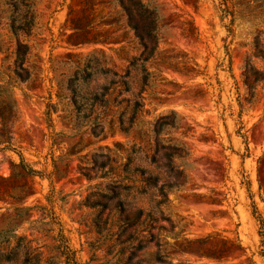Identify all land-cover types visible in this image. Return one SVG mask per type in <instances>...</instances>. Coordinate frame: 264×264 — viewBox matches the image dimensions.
Here are the masks:
<instances>
[{
  "label": "rangeland",
  "instance_id": "rangeland-1",
  "mask_svg": "<svg viewBox=\"0 0 264 264\" xmlns=\"http://www.w3.org/2000/svg\"><path fill=\"white\" fill-rule=\"evenodd\" d=\"M85 1H37L36 26L22 38L31 48L25 65L31 79L13 81L10 89L12 12L0 0V111L19 116L6 126L10 149L0 145V232L12 231L1 249L19 243L24 252L29 244L42 254L41 264H264V85L252 105L239 104L247 94L246 61L264 74V60L253 57L257 37L264 47V0H149L161 17L157 57L148 64L158 81L144 93L150 115L130 138L119 132L95 138L74 126L84 113L71 105L66 78L80 57L102 52L109 67L122 70L140 53L112 0H100L94 10ZM75 25L120 36L122 43H85ZM104 84L93 78L90 89L100 93ZM171 113L179 127L163 129L154 156L155 123ZM132 141L144 142L143 168L160 178L151 194L125 192L133 215L156 208L148 249L136 240L146 224L124 232L120 199L107 191L119 167L113 158ZM170 145H184L189 156L172 165L186 177L183 187L165 189L166 200L158 191L174 182L165 157ZM100 202L108 207H97ZM23 261L20 255L11 264Z\"/></svg>",
  "mask_w": 264,
  "mask_h": 264
},
{
  "label": "trees",
  "instance_id": "trees-1",
  "mask_svg": "<svg viewBox=\"0 0 264 264\" xmlns=\"http://www.w3.org/2000/svg\"><path fill=\"white\" fill-rule=\"evenodd\" d=\"M38 0H4L5 6L9 7L12 16L9 18V28L15 40V55L16 61L14 64L13 77H9L6 83L10 89L13 87V81L26 83L31 79V70L26 67L27 58L31 53L29 44L22 40L23 37L29 38L33 29L36 26V3ZM116 8L120 10V14L124 19L126 27L133 32L136 40L139 42L140 53L127 60V65L122 70L111 68L104 56V53H93L87 57H80L79 63L75 65L70 75L66 78V89L69 93L71 105L83 116L74 118V126L80 130L87 128L89 133L95 138H103L108 135L119 132L127 138H130L139 128V123L150 112L146 110L144 103V93L149 88H153L154 82L158 81L156 72L149 69L148 64L157 57L161 38L159 33L161 30V17L158 12V7L153 6L149 0H112ZM198 1V0H197ZM85 5L91 7L92 10L97 6H102L100 0H86ZM90 26H77L73 30L79 33L86 42L103 43V44H120L122 38L120 36H104L102 32H98ZM109 34V31H107ZM253 57L264 60V47H261L260 38H256L253 43ZM183 71H187L184 69ZM103 77L106 80L102 91L95 93L90 89V83L93 78ZM243 81L247 90L246 97H239L241 109L246 105H252L255 102L256 90L260 85H264V74L256 69L252 60H247L243 70ZM1 88V87H0ZM138 89V90H137ZM244 101V102H243ZM47 115H50V106H48ZM0 120L2 121L0 132V145L7 144V149H10L12 143L6 133L8 123L15 125L19 122V116L13 109H8L4 112L0 111ZM179 122L177 115L171 113L165 117H161L155 123L154 148L156 156L159 153V145L161 143V134L164 128L169 130L177 129ZM131 146L125 152L118 150L117 153H122L113 158V161L119 164L116 170H113L114 177L109 184L117 193L120 209H118L119 224H122L124 232L134 226H142L146 224V232L142 236H138L136 240L139 243L140 249H148L151 247L156 235L153 224L148 225V221L153 218L156 208H151L149 211L139 209L136 215H133V208L128 204V196L125 195L127 190H132L139 195L151 194L153 190L159 187V176L149 174V171L143 168V163L147 161L149 150L144 147V142L132 141L127 144ZM171 146V145H170ZM169 146V147H170ZM117 147H123L117 144ZM1 152V150H0ZM103 156V155H101ZM189 156L184 145L171 146L170 151L165 157L169 160L170 174L173 176L172 183L164 185L160 188L158 196L167 199L165 189L171 192L175 188L183 187L182 179L186 176L184 171L176 170L172 165L176 159H185ZM108 162H111L110 157ZM107 164H104V166ZM23 168L27 169L23 163ZM28 174H38L35 170H28ZM172 177V176H171ZM91 179V178H90ZM157 193V192H156ZM107 208L108 204H97V207ZM146 217L144 218V216ZM11 230L0 232V264L16 263L20 259V255L24 256L22 264H41L42 254L37 249L29 244L24 246V252L19 249V243L11 247L10 242L6 249H1L5 240L9 241ZM11 239L16 240V236H11ZM23 240V239H19ZM137 248V247H136ZM137 253H134L136 256ZM156 263L160 260V255H155ZM73 264L75 260H72Z\"/></svg>",
  "mask_w": 264,
  "mask_h": 264
}]
</instances>
